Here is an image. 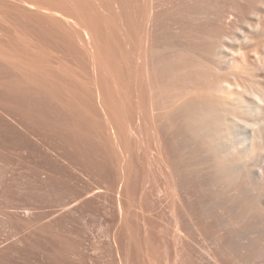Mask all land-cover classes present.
I'll return each instance as SVG.
<instances>
[{
  "label": "rangeland",
  "instance_id": "obj_1",
  "mask_svg": "<svg viewBox=\"0 0 264 264\" xmlns=\"http://www.w3.org/2000/svg\"><path fill=\"white\" fill-rule=\"evenodd\" d=\"M115 2L135 77L124 222L119 151L84 31L0 0V54L14 56L0 60V264H240L200 211V195L173 174L176 150L162 119L187 98L225 95L238 80L217 68L215 49L235 46L255 12L264 23V0ZM257 52L264 36L235 54L245 65L233 70L249 77Z\"/></svg>",
  "mask_w": 264,
  "mask_h": 264
},
{
  "label": "bare ground",
  "instance_id": "obj_2",
  "mask_svg": "<svg viewBox=\"0 0 264 264\" xmlns=\"http://www.w3.org/2000/svg\"><path fill=\"white\" fill-rule=\"evenodd\" d=\"M13 1L51 24L58 23L63 30L80 36L84 31L97 79L96 94L110 128L109 137L119 151V203L124 222V198L133 168L130 143L134 129L130 121L134 97L130 90L135 77L131 43L119 19L120 3L115 2V7L113 0ZM106 6L112 11L104 9ZM254 15L256 22L245 21L249 31L241 33L235 46L227 42L215 49L217 68L238 79L225 87L226 94L187 98L166 111L162 119L175 145L173 174L185 184L184 189L200 195V211L214 223L216 234L229 238V249L240 264H257L264 252V54L257 52L249 77L233 70L235 63L245 65L235 54L264 36L263 17L259 12ZM13 57L10 52L0 54V60L9 64ZM234 86L239 88L236 93ZM142 114L138 116L140 124L144 122ZM206 249L218 260L214 247Z\"/></svg>",
  "mask_w": 264,
  "mask_h": 264
},
{
  "label": "clouds",
  "instance_id": "obj_3",
  "mask_svg": "<svg viewBox=\"0 0 264 264\" xmlns=\"http://www.w3.org/2000/svg\"><path fill=\"white\" fill-rule=\"evenodd\" d=\"M256 27H257V29H259L260 25H259V24H257V26H256ZM240 55H243V53H240Z\"/></svg>",
  "mask_w": 264,
  "mask_h": 264
}]
</instances>
